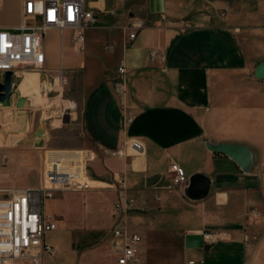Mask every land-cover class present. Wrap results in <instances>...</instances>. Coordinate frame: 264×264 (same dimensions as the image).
<instances>
[{
	"label": "crops",
	"instance_id": "1",
	"mask_svg": "<svg viewBox=\"0 0 264 264\" xmlns=\"http://www.w3.org/2000/svg\"><path fill=\"white\" fill-rule=\"evenodd\" d=\"M30 1L40 9L53 0H0V28H17L24 19L41 23L39 15L25 18ZM85 2L95 21L86 32L84 52H76L71 30L51 28L44 42L48 73L63 69L82 79L85 143L78 150L94 159V189L83 193L85 201L108 190L109 204H98L101 215L115 224L113 184L124 176L134 200L129 224L143 236L139 255L144 234L152 228L182 235L186 261L264 264V80L254 73L264 61V0ZM139 19L147 27L125 47L127 26ZM152 49L164 58L162 64L151 62ZM122 60L127 68L124 99L114 87ZM18 90L23 96L26 87L18 85ZM134 140L144 145L143 153H133ZM208 143L249 147L250 172L210 151ZM118 149L128 156H111ZM171 162L188 178H211L209 196L195 202L185 196V186L173 188ZM72 193L57 194L50 201L52 210L45 212L58 228L46 236L56 254L44 264H116L109 245H98L101 224L88 232L85 224L69 223L70 208L57 197ZM205 232L221 236L209 251L185 247L186 235ZM88 237L98 243L84 244Z\"/></svg>",
	"mask_w": 264,
	"mask_h": 264
},
{
	"label": "built area",
	"instance_id": "2",
	"mask_svg": "<svg viewBox=\"0 0 264 264\" xmlns=\"http://www.w3.org/2000/svg\"><path fill=\"white\" fill-rule=\"evenodd\" d=\"M24 15H39L41 23H30L27 19L17 28H0V81L4 82L7 72L13 74L14 81L22 78L28 70L48 73L44 42L49 29L71 30L76 52H84L86 32L92 27L95 15L86 8L85 0H53L46 2L40 9L30 1L24 6ZM147 27L145 19H139L127 26L128 34L125 47L137 38L140 31ZM109 49H113L109 47ZM151 62L162 64L157 49L150 52ZM64 80V70L57 71ZM115 91L124 99L127 94V68L124 60L117 68L114 82ZM131 119L128 120L130 122ZM134 154L144 152V145L137 140L130 142ZM70 155H54L46 159L43 168L44 182L35 188L0 189V264H44L46 257H52L56 250L46 241L48 233L55 231L58 224L46 214L47 201L65 192H87L93 188L90 163L94 160L85 150L71 151ZM113 157H127L124 149L111 152ZM173 188L186 186L189 178L185 170L171 162ZM118 198L115 204L116 221L105 241L116 258V264H142L139 249L143 236L129 224V214L134 209V200L128 195V184L124 176L113 184ZM204 243L215 244L220 235L202 233ZM184 264H203L202 261L188 260Z\"/></svg>",
	"mask_w": 264,
	"mask_h": 264
},
{
	"label": "rangeland",
	"instance_id": "3",
	"mask_svg": "<svg viewBox=\"0 0 264 264\" xmlns=\"http://www.w3.org/2000/svg\"><path fill=\"white\" fill-rule=\"evenodd\" d=\"M26 72L39 74L41 97L38 98V95L34 94L28 95L27 88L21 96L18 85L22 88L24 84L21 82L22 78H19L14 81L9 104L0 105V116L2 117L0 123V189L39 187L44 182L43 168L46 159L54 155H70L71 151L81 149L85 143L81 127L83 103L81 76L64 72L63 80L57 72L47 74L33 70ZM58 83H61L60 91L56 88ZM20 97L27 100L23 108L17 107V100ZM57 100L59 106L54 104ZM62 101L73 102L75 107L68 110ZM90 172L92 174V162ZM83 193L87 192L65 194L57 197V200L62 198L65 201L64 204L70 208L69 223L80 226L85 224L88 227L87 230L94 227L96 223L101 224L104 233L98 245H105V239L112 230L114 222L110 223L106 216L101 215L99 204H109L110 192L105 190L95 193L91 195L93 200L90 201H85ZM50 201L45 204V212L52 210ZM144 237L145 243L140 251L142 264L185 263L182 235L149 228ZM96 243L98 241L88 237L84 244L93 246ZM262 258L264 260V254ZM23 262L28 264L26 261ZM18 264L24 263L19 262Z\"/></svg>",
	"mask_w": 264,
	"mask_h": 264
},
{
	"label": "water",
	"instance_id": "4",
	"mask_svg": "<svg viewBox=\"0 0 264 264\" xmlns=\"http://www.w3.org/2000/svg\"><path fill=\"white\" fill-rule=\"evenodd\" d=\"M254 73L255 77L258 80H264V61L256 65ZM12 92L13 74L11 72H7L4 76V82L0 81V105L9 104V101L12 97ZM26 104L27 100L24 97L18 98V108H23ZM1 122L2 117L0 116V123ZM207 147L213 153L223 154L231 158L245 173L250 172L253 166V153L247 146L234 143H208ZM211 187V178L204 174H195L194 176L189 178V182L184 188V194L191 201H202L209 196ZM213 245L214 244L204 243V238L201 234H191L185 236V247L188 249H203L205 251H209L213 247Z\"/></svg>",
	"mask_w": 264,
	"mask_h": 264
},
{
	"label": "bare ground",
	"instance_id": "5",
	"mask_svg": "<svg viewBox=\"0 0 264 264\" xmlns=\"http://www.w3.org/2000/svg\"><path fill=\"white\" fill-rule=\"evenodd\" d=\"M21 82L27 88V94L28 95H33L34 94L36 96L38 95L37 96L38 98L41 97V95H40V78H39V74L32 73V72H25L23 74ZM58 90L59 91L61 90V83H58ZM58 99H60V96H58ZM62 102L64 103L65 108L68 109V110L73 108V107H75V104L73 102H70V101H62ZM54 104L59 106V101L57 100Z\"/></svg>",
	"mask_w": 264,
	"mask_h": 264
}]
</instances>
